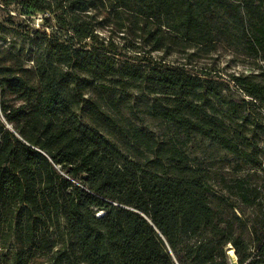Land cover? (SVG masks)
<instances>
[{"label":"trees","instance_id":"obj_1","mask_svg":"<svg viewBox=\"0 0 264 264\" xmlns=\"http://www.w3.org/2000/svg\"><path fill=\"white\" fill-rule=\"evenodd\" d=\"M0 5L18 9L0 21V41L9 31L26 38L25 50L0 45V264H228L227 244L238 264H264L260 148L241 128L242 108L256 101L264 109V84L233 76L251 98L236 100L212 78L119 62L112 42L95 33L113 25L134 34L146 53H173L193 45L210 51L223 36L250 32L257 51L264 0ZM28 14L43 22L26 32L14 19ZM130 92L150 99L131 102ZM123 110L157 120L161 142ZM194 136L237 157L236 172L249 170L220 176L229 194L257 211L248 224L213 205L210 171L183 148Z\"/></svg>","mask_w":264,"mask_h":264},{"label":"rangeland","instance_id":"obj_2","mask_svg":"<svg viewBox=\"0 0 264 264\" xmlns=\"http://www.w3.org/2000/svg\"><path fill=\"white\" fill-rule=\"evenodd\" d=\"M7 14L17 15V7L11 5L3 8L0 5V21L4 20ZM14 20L16 22L23 21V30L26 32L32 27L41 26L43 22L41 14L18 15L15 16ZM91 22L97 24V19L92 18ZM47 29L50 30V28ZM95 33L99 40L103 39L104 41L112 42L116 49L114 57L119 62L149 66L156 65L160 68L175 67L186 73L212 78L216 82L223 84L224 93L228 97L236 100L241 97L247 100H251V98L239 86L234 84L232 81L233 76H244L264 84V49L257 47V51H254L250 47L252 39L250 32L243 37L233 34L223 36L221 40L216 41L210 51L199 50L200 47L193 45L185 51L173 53L160 51L146 53L148 47L143 43H139L134 34L128 31H117L113 25H97ZM23 39L26 40V38ZM23 39L15 32L9 31L7 39L0 41V45L10 43L12 47L17 46L25 50ZM143 56H146V59L143 60ZM127 99L131 102L136 99L146 102L150 97L130 92L127 95ZM253 103L241 109L242 113L248 115V120L243 122L244 125L241 128L245 134L251 136L259 144L260 152L258 158L261 161V166L257 170L256 178L258 184L264 186V136L258 135L259 130L257 127L254 128L255 124L253 123V121L258 122V124L264 126V109L259 106L258 102L253 101ZM123 115L131 117L133 122L145 127L152 133L157 142H161L163 139L165 130L157 120L143 115L142 112H138L137 115L133 116L127 110H123ZM0 116L4 121V117L1 114ZM183 148L192 158L193 163L210 171L212 177L209 179L208 192L213 205L220 208L224 214L223 216L235 219V215L247 224L252 221L257 211L252 207L243 205L236 196L229 194L220 180V176H224L226 180H233L238 176L247 174L249 171L247 169L239 172L234 170V166L239 159L218 146L211 145L199 136L192 137ZM235 226L238 232L240 228L237 220H235ZM244 239L249 249L253 251V243L247 231L244 233ZM225 249L228 264H238L237 256L231 245L227 244ZM230 250H232V253L229 252ZM170 258L175 263L171 252Z\"/></svg>","mask_w":264,"mask_h":264},{"label":"bare ground","instance_id":"obj_3","mask_svg":"<svg viewBox=\"0 0 264 264\" xmlns=\"http://www.w3.org/2000/svg\"><path fill=\"white\" fill-rule=\"evenodd\" d=\"M229 252H231V253H232V250H230Z\"/></svg>","mask_w":264,"mask_h":264}]
</instances>
